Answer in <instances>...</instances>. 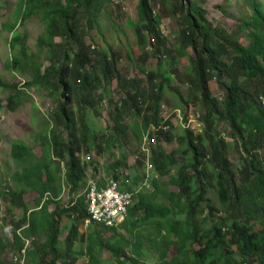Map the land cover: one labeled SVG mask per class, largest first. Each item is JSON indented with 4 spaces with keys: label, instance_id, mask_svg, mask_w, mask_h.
Listing matches in <instances>:
<instances>
[{
    "label": "trees",
    "instance_id": "trees-1",
    "mask_svg": "<svg viewBox=\"0 0 264 264\" xmlns=\"http://www.w3.org/2000/svg\"><path fill=\"white\" fill-rule=\"evenodd\" d=\"M152 1L156 0H139V21L135 25L136 33L144 42L143 36L147 32L157 45L161 46L163 39L160 31L161 19L154 13ZM165 1L171 3V16L182 22L179 30L181 42L184 46L194 50L189 71L193 75L190 85L195 92L200 94V102L205 110V113L201 115L202 120L204 119L205 131L199 134L198 138L200 142H209L210 159L214 168L220 169L221 173L216 177L206 167L203 160L207 158V154L196 147V139L188 130H185L184 135L178 138V141L181 144L186 143L182 154L185 156L190 152L191 160L180 165L176 176L172 178V181L180 187L179 195L170 194L174 206L179 209L175 219L168 218L171 206L141 198L129 209L125 220L119 223L130 232L136 230V233L140 234L139 238L133 242L132 253L128 254L121 250L123 245L129 244V240L123 237V234L114 232L113 235H121V237L112 242L113 235L109 239H103L100 235L101 230H95L96 235L90 234L88 237L91 261L93 264H100L96 259L97 253L108 250L113 264H141L143 255L141 241L146 239L152 242L153 246L159 243L152 233L145 238L141 235L150 220L156 218L166 219V226H156L157 234L162 237L167 246L175 249V254L169 259V247L164 248L166 246L160 245V264H254L255 262L264 264V106L260 102V97L264 96V5L258 0H247L255 12H252L249 18L244 19L240 26V28L249 29L245 30V37L248 40L245 44L233 34L227 33L222 27L218 25L213 27L206 18L205 10L201 7L204 0L198 5L192 3L191 0H176L175 4L171 0ZM108 2L109 0H23V7L26 8L23 12L24 18L34 13H44L49 39L42 36L40 45H45L46 41H50L51 45V52L48 54L51 65L42 72L40 64L34 63V77L26 85L45 86L50 91L51 97L59 88L63 90L62 95L65 96V99L60 102V109L54 119L58 127L52 130L53 147H51L48 133L40 135L47 148L44 157L40 158L35 155L23 141H12L10 144L11 156L17 162L28 164L23 172H16L13 175L14 180L26 185L24 191L29 187L37 189L40 195L36 203L41 205L43 201V206L40 208L43 213L35 209L36 211L32 210L29 214L28 208H25L21 220L14 222L16 229L13 244L23 249L25 246L23 237H31L33 234L42 232L48 234L47 243H36L35 249L29 250L30 254L36 256L43 255L41 252H44V255H51V260H45V264H58L60 260H63L62 264L77 263L80 252L75 248V244L81 242L78 239V226L83 224L90 215L85 197H78L66 207L60 205L58 197L64 191V179L66 185L71 188L72 194L74 191L80 193L85 183L86 168L93 165L95 172L100 169V162L97 160L84 163L77 155L82 147L79 145L75 147V141L83 140V145L89 152H93L96 148L100 149V147L90 140V130L85 117L82 118L85 135L74 141L77 134L75 129L77 121L70 105L73 104L72 97L74 98V93H76L79 95L78 102L84 103L83 108L87 110L97 108L100 104L98 101H101L98 92L104 81H111L113 75L119 78L117 58L101 57L105 53L100 54V58H93L91 55L93 51L85 43V33L88 30V27L83 25L85 18L87 20V17H90L89 21H92ZM82 9L85 13L81 12ZM96 24L97 21H94L90 25L95 26ZM15 25L10 27L14 33L11 40L12 49L16 48L22 37L19 32L15 31ZM82 27L84 30L81 29ZM56 36L64 38L65 45L76 44L77 52L71 48L64 50V46L53 45V39ZM21 51L23 55L29 56L27 46L23 45ZM166 52L172 54L170 51ZM183 52L178 49L173 59L182 56ZM72 59L74 63L70 64ZM21 63L22 60L15 53L8 67L18 69ZM89 65H91L90 69L87 68ZM222 75L228 77L229 82L225 80L222 82ZM53 77L58 79L53 81ZM213 80H216L223 90L222 101L213 99L210 87V82ZM1 83L3 81L0 80ZM3 84L10 85L8 82ZM130 85L136 87V82L130 81ZM143 93L144 91L127 92L126 99L116 105L115 115H110L114 122L112 130L116 135L109 136L111 144L108 149L112 152L120 148L115 144L116 138H128V127L124 123V118L131 108H134L136 115L141 113V102L139 101H142ZM21 96L20 90L9 94L8 107L16 109L22 104L19 100ZM149 98L152 100V105L148 109L153 111V115L147 117L141 127L137 125L133 129V135L140 137L137 139L139 143L143 141L141 138L151 124L158 127L162 121L159 115L162 87L158 93L150 94ZM222 119L232 127L236 141L235 147L242 149L245 154L242 156L245 162L238 172L234 170V164L229 160L231 143H228L227 139L220 138L221 133L217 129V121ZM62 127H65L72 138L69 143L61 140ZM157 134L159 146L156 150L153 149V153L158 154L155 157L156 168L161 175H166L170 168L178 163V159L173 153L167 152L160 143L162 136H165L166 141H170L171 136L164 135L162 131H158ZM149 141H151L150 138ZM64 147L68 150H64ZM56 157L61 160L67 159L65 176L61 174L62 166L55 171H52L49 166ZM239 173L241 182L238 184L235 178ZM214 177L217 178V196L221 206L224 207L225 217L205 229L204 226L209 219L205 216L198 220L203 211L200 205L205 202V187ZM47 194L49 197L45 200ZM22 198L23 193L14 196L12 202L15 201V203L13 204L24 208L27 204H24ZM184 198L188 199L186 209L181 206ZM53 203L57 205L54 210H50L49 205ZM205 203V207L211 213L210 202ZM141 210H144L143 215L139 214ZM181 212L186 213L184 220L177 218ZM66 214L74 216V225L72 224L67 234L66 249H60L61 222ZM251 220H258L259 228L250 224ZM100 223L103 228L118 230V226L113 224L104 226L108 224L102 220ZM19 229H22V234ZM199 244L203 247L195 250L193 246ZM226 244L228 247H236L233 255L232 251L226 248ZM6 249L7 245L0 243V254L5 253ZM4 264H17V262H4Z\"/></svg>",
    "mask_w": 264,
    "mask_h": 264
},
{
    "label": "rangeland",
    "instance_id": "rangeland-1",
    "mask_svg": "<svg viewBox=\"0 0 264 264\" xmlns=\"http://www.w3.org/2000/svg\"><path fill=\"white\" fill-rule=\"evenodd\" d=\"M174 4L176 0H171ZM192 3L198 5L202 0H191ZM264 5V0H258ZM152 8L154 13L160 17V31L162 32V44L161 46L153 40L152 36L144 33V42L137 36L136 23L139 21V0H109L108 4L100 11L99 15L92 21H89L90 17L85 18L84 24L88 27L85 33V43L93 51L91 53L93 58L108 57L110 59L117 58L116 66L118 68L119 78L116 75L112 76L111 81H104L99 89L98 95L101 96L100 104L95 109H85L82 106L84 103H79V95L74 93L72 97L73 104L70 106L73 114H75L77 124L75 129L77 134L74 138L80 139L85 135V129L83 126L82 118L85 117L86 123L90 130L91 141L96 143L99 148H96L93 152L86 150L83 145V140L75 141V147H82L77 152L84 163L91 160H97L100 162V172L96 174L93 169V165L86 168L85 183L82 186L81 192L74 191L72 194L71 188L66 185L65 179L63 181V192L59 195V203L62 207L70 205L72 201H76L78 197L86 196V189L94 187V194H100L94 185H90L92 180H100V183L110 178L114 171L121 174V166L126 167L127 164L133 162L136 159L135 164L130 167V172L138 181V184L142 186L141 192L144 197L162 203L171 205L172 201L168 196L163 193L176 192L179 190L177 184L172 181V178L176 176L178 168L186 161L191 160V153L189 152L185 156L182 154V150L186 147V143L181 144L177 139L182 137L185 133V129L179 125L181 117L172 116L176 108L177 113L181 112L182 117H185L186 122H190V126L185 127L189 130L192 136L196 139V147L203 153L207 154V158L203 160L206 167L213 170V173L217 177L221 173L220 169L214 168L213 162L210 159V145L206 141H199L198 134L200 133V115L205 113L204 107L200 102V94L195 92L190 85V80L193 75L189 72L192 65V58L194 57V50L184 46L180 39V28L182 22L174 19L171 16L172 8L171 3L165 0L152 1ZM201 7L205 10V15L208 21L214 26H220L226 30L227 33L236 36L240 42L245 44L248 40L245 37V30L249 29L240 28L244 19L249 18L252 12H255L250 3L247 0H204ZM25 8V6H24ZM23 0H0V80L8 82L10 85L0 84V243L6 244L7 249L5 253L0 254V264L17 262V264H43L42 255L37 257L27 254L25 259L24 251H21L13 242L15 241L14 232L16 226L13 225L15 221L21 220L24 216L23 210L28 208V213L35 207V200L40 195L37 189L30 188L24 191L25 184L15 181L13 175L16 172H23L28 164L17 162L11 156V142L23 141L27 147L32 149V152L38 157H44L47 148L46 143L43 142L40 135L48 133V137L53 147V140L51 138L53 128L58 127L54 119L59 111L61 100L65 99L63 96V90L57 88V92L51 97L50 91L45 86L32 84L26 85L28 81H32L34 77L33 66L34 63H39L41 71L44 72L46 68L51 65L48 60V54L51 52L50 41H46L45 45H40V39L42 36L49 39L47 36V22L43 12L34 13L32 16L23 17ZM84 12V9L81 10ZM97 21L95 26L90 24ZM134 23L131 25L130 23ZM15 25V31L19 32L22 37L17 43L16 48L12 49L11 40L13 37L11 25ZM84 30V28H81ZM66 40L60 36H56L53 39V45L64 46V50L71 48L77 52V45L68 43L65 45ZM23 45L27 46L29 56L23 55L21 49ZM50 48V49H49ZM159 49H161L159 51ZM180 49L183 55L177 59H173V56L177 54V50ZM170 51L172 54L166 52ZM15 53L22 60L18 69L8 67V63L13 60ZM146 54V55H145ZM73 56V55H72ZM74 63V60H70V64ZM77 69V67H75ZM87 68H91L89 65ZM84 70V69H83ZM50 78V76H49ZM58 78L53 77V81ZM222 82L225 80L229 82L228 77L222 75ZM130 81L136 82V87L130 85ZM15 85V86H12ZM17 86V88H16ZM160 87H162L161 98V114L164 119H171V140L164 142L163 146L168 152L173 153L178 163L171 167L168 174L161 175L156 168L155 157L158 154L153 153V149L158 148L159 143L152 147L150 155H146L141 150L143 147L142 141L139 143L137 139L140 137L133 135V129L138 125L142 126L145 123L147 117L153 115V111L148 109L152 105V100L149 98L150 94L158 93ZM210 87L215 100H223V90L216 80L210 82ZM17 90L22 92L21 98H19L22 104L18 105L15 109L8 107V95L14 94ZM143 92V98L141 102V113L136 115L134 108L129 110L124 118V123L128 127V138L119 137L116 138V145L120 148L114 152L108 149L111 144L109 136H116L112 130L114 122L110 115H115L116 105H119L122 100L126 99V93ZM67 101V99H66ZM175 109V110H174ZM83 112L85 115L83 116ZM176 113V114H177ZM200 114V115H199ZM175 120V125L172 123ZM221 125L220 138L227 139L230 146V158L235 164V170L241 169L244 164L245 156L242 149L235 147L236 141L233 136V130L228 122L224 121ZM179 126V127H178ZM150 127V128H149ZM150 130L152 126H149ZM63 133L61 140L69 141L70 134L65 130V127L61 128ZM148 130V131H149ZM59 128L57 129V132ZM146 131L144 134L146 135ZM143 134V137L145 136ZM153 137V133H151ZM96 137V138H95ZM143 137L141 138L143 140ZM165 136L160 138L163 139ZM146 141V138L144 139ZM161 143V142H160ZM162 145V143H161ZM69 147V146H68ZM64 150H68L64 147ZM51 155V154H50ZM55 155V154H54ZM149 159L153 167H148L149 160L145 162V159ZM66 159V158H65ZM67 159L61 160L59 157L54 158L50 168L52 171L59 169L62 166L63 170L61 174L65 176ZM214 168V169H213ZM216 177L209 180L208 189L206 190V200L210 202L212 212L210 213L207 207L202 206L203 211L201 217L207 216L209 221L205 224L204 228L207 229L210 226L216 224L220 218L225 217L223 209L220 205V201L216 194ZM46 178V177H45ZM156 180L158 188L154 183ZM131 179L129 183L133 182ZM236 182H240L239 177L235 178ZM56 184V183H55ZM263 192V191H261ZM19 193H23L22 201L28 205L17 206L15 201L12 202L14 196ZM156 193V195H155ZM12 194V196H11ZM152 194V195H151ZM148 195V197H147ZM89 196L93 197L91 192ZM49 197V194L45 196ZM118 202V201H117ZM183 201V205L185 204ZM56 203L51 204V208L56 207ZM178 208L173 209L171 212V218L173 214L178 212ZM40 213H43L40 209ZM139 214H144V210H141ZM116 220H121V215L116 213ZM186 216L185 212L179 213L177 218L184 220ZM66 222L62 224L63 232L61 235V246L66 248V236L69 234V230L73 224V218L69 214L64 215ZM124 216H122V221ZM152 219L148 226H145V230L142 231L143 237H147L149 233H152L155 239L159 243L154 246L152 242L143 239L141 244L143 246V255L141 256V264H160V251L159 246H166L162 237L157 234V227H164L167 222L164 219ZM27 224V223H26ZM109 226L111 223H107ZM250 224H254L255 228H259L258 220H251ZM74 225V224H73ZM118 230L102 227L98 224H79L78 239L81 242L75 244V248L79 250V260L76 264H93L90 260V247L89 240L90 234L96 235L95 230H101L100 235L103 239H109L114 232L123 234L129 240V244L123 245L121 250L126 251L128 254L132 253V245L139 238L140 234L130 232L129 229L120 226ZM22 234V230L19 231ZM84 236V237H83ZM121 235H113L111 237L112 242L120 238ZM48 240V235L42 232L41 234H33L31 237H23L25 246H29L32 249L36 243L42 244ZM203 247L202 244L194 245L195 250ZM226 248L228 246L226 244ZM235 248V247H234ZM163 249V248H162ZM231 250V249H230ZM232 255L236 251L231 250ZM175 254V249L169 247V259ZM97 258L100 264H113V259L108 250H102L97 253ZM58 264H62L59 261Z\"/></svg>",
    "mask_w": 264,
    "mask_h": 264
},
{
    "label": "clouds",
    "instance_id": "clouds-1",
    "mask_svg": "<svg viewBox=\"0 0 264 264\" xmlns=\"http://www.w3.org/2000/svg\"><path fill=\"white\" fill-rule=\"evenodd\" d=\"M24 8V7H23ZM25 9L26 8H24V11H25ZM3 83H6V82H3ZM3 83H1L2 85H4ZM16 88H17V86H16ZM46 88V87H45ZM47 89V88H46ZM1 100V99H0ZM222 101V100H221ZM260 102L263 104V106H264V96H262V97H260ZM175 110V109H174ZM177 110H180V109H178V108H176V110L174 111V113L172 114V116L173 115H175V118L176 117H181V120H180V122H177V124L176 125H179V126H181L182 128H184L185 130H188L186 127H185V125L187 126V127H189L190 126V122H186L185 121V117H182V115H181V112H179V113H177ZM181 111V110H180ZM177 113V114H176ZM160 114H161V105H160ZM159 114V115H160ZM200 115V114H199ZM160 118L162 119V121H160V124L158 125V127H156L155 125H152V128L147 132V134L143 137V141H142V146L141 147H143V149L141 150V152H144V154H146V155H150V153H151V149H152V147H154L156 144H157V142H158V139H157V133H158V131H162L163 132V134L165 135V134H169L170 136H171V133H170V130H171V123H170V121H172V118L171 119H164L163 117H162V115H160ZM204 120V119H203ZM203 120H202V116L200 115V124H201V126H200V133L199 134H201V133H203L204 131H205V124H204V122H203ZM224 121H226V120H224V119H222V120H218L217 121V129H218V132H220L221 133V125H220V123H222V122H224ZM227 122V121H226ZM172 125H174V126H176L175 125V120H174V122L172 123ZM178 126V127H179ZM189 131V130H188ZM151 133H153V137H151ZM198 134V135H199ZM197 135V136H198ZM221 136V135H220ZM146 138V141L144 140ZM149 138L150 139H153L154 140V142H152V141H149ZM178 140V139H177ZM164 142H169V141H166L165 140V138H163V139H161V143H162V146H163V144H164ZM207 143H209V142H207ZM210 145V144H209ZM150 147H151V149H150ZM164 147V146H163ZM210 149H211V146H210ZM167 151V150H166ZM168 152V151H167ZM139 158V155H138V157L136 158V159H138ZM210 158H211V152H210ZM136 159L133 161V162H131L130 164H128V163H126V162H124V164H127V166L126 167H124V166H121L120 168H121V172L123 171H127V172H129V173H131L130 172V167H132L134 164H135V162H136ZM149 159H145V162H147ZM229 160L230 161H232L231 160V158L229 157ZM17 161V160H16ZM232 163L234 164V162L232 161ZM148 167H150V168H152L153 167V164L152 163H150V160H149V163H148ZM214 169V168H213ZM234 170H235V164H234ZM236 171V170H235ZM95 172V171H94ZM99 172H100V169L98 170V172H95L96 174H99ZM212 172H213V170H212ZM237 172H238V170H237ZM114 174H115V176H114ZM237 177H239L240 179H241V176H240V173L238 174V176H236V178ZM131 179H133L134 181L133 182H131V183H129L130 182V180L129 181H127L128 180V177H127V174L125 173V176L124 177H122V176H120V174H118L116 171H114L113 172V174H112V176L110 177V178H108L106 181H104V182H102V183H100V180L98 181V180H92V182H90V185H94L96 188H97V190L98 191H101L102 189H104V188H107L108 186H110L114 181H116L117 183H118V185H119V188H120V190L122 191V192H124V193H126V194H128V200H129V202H127V205H126V211H125V215H124V220H125V218L127 217V215H128V213H129V209H131V207H133V205H134V203L136 202V201H139L141 198H145V199H151V197H148V195H147V197L148 198H146V197H144V195H143V192H141V190H142V186L141 185H139L138 184V181L135 179V178H131ZM241 182V181H240ZM239 182V183H240ZM155 184H156V186H157V188H158V184H157V182L155 181L154 182ZM238 183V182H237ZM238 183V184H239ZM209 184V183H208ZM208 184H207V186L205 187L206 188V190L208 189ZM215 185H216V183H215ZM179 187V186H178ZM94 188V187H93ZM92 188V186H90V188H88V189H86V196H85V200H86V203L88 204V210H89V213H90V215H89V217L86 219V221L85 222H87V224H94V223H96V224H98V225H100V226H102V224L100 223V220H98V219H96V218H94L93 217V214H92V212H90V196H89V194L91 193V190L93 189ZM171 193H176V194H180V187H179V190L178 191H176V192H174V191H172V192H169V193H163V194H165V196H168L169 198H170V200L172 201V204L171 205H167V206H171V212L173 211V209H175V208H178V207H175L174 206V201H173V199H172V197H171ZM216 194H217V191H216ZM152 195V194H151ZM155 195H156V193H155ZM39 197V196H38ZM37 197V198H38ZM48 199V197H46L45 198V200H47ZM219 199V198H218ZM151 200H153V199H151ZM186 201L185 202V204L183 205L182 203H183V201ZM204 200H205V202L207 201L206 200V194H205V197H204ZM154 202H157V201H155V200H153ZM183 201H182V203H181V206L182 207H184L185 209L187 208V202H188V199L187 198H184L183 199ZM220 201V200H219ZM204 202V204H201L200 205V207H202V206H206V203ZM36 205H35V207L32 209V210H39L42 206H43V201H42V204L41 205H39L38 203H36V200H35V202H34ZM157 203H159V202H157ZM209 203V201H207V204ZM26 204H27V202H26ZM160 204H162V203H160ZM28 205V204H27ZM166 205V204H165ZM221 205V204H220ZM222 207V209H224V207L223 206H221ZM49 208H50V210H51V204L49 205ZM55 209V208H54ZM53 209V210H54ZM31 210V211H32ZM35 210V211H36ZM30 211V212H31ZM179 211V210H178ZM30 214V213H29ZM171 216V213H170V215L168 216V218L169 219H175V216H176V213H174L173 214V218H171L170 217ZM74 216L72 215V218H73ZM153 219H155V218H153ZM123 220V221H124ZM152 220V219H151ZM150 220V221H151ZM160 219H158L157 221H159ZM164 220H166V219H164ZM84 222V223H85ZM122 222V219L120 220V221H114L113 223H111V224H109V226H111L112 224L113 225H116V224H119V223H121ZM167 222V221H166ZM83 223V224H84ZM61 228H62V232H63V227H62V224H61ZM48 235V234H47ZM61 235H62V233H61ZM67 237V236H66ZM48 241V240H47ZM47 241L46 242H43L42 244H45V243H47ZM228 246V245H227ZM59 247H60V249H64V248H62V246H61V239H60V242H59ZM235 246H231V247H228V249H231V250H236V247L234 248ZM34 248H32V250H33ZM66 249V248H65ZM29 250H31V249H29V246L27 247V246H24L23 247V249H21V251H24V256H25V259H26V257H27V254L29 253V255L31 256L32 254H30V251ZM43 255V258H45V259H43L42 258V262H43V264H45V260H51V258H52V256L51 255H44V252H41ZM40 255V254H39ZM33 256H35V257H37L36 255H33ZM79 258V257H78ZM79 260V259H78ZM78 260H77V262H78ZM90 260H91V258H90ZM60 261H62V263H63V260H60ZM254 264H258V262H255Z\"/></svg>",
    "mask_w": 264,
    "mask_h": 264
},
{
    "label": "built area",
    "instance_id": "built-area-1",
    "mask_svg": "<svg viewBox=\"0 0 264 264\" xmlns=\"http://www.w3.org/2000/svg\"><path fill=\"white\" fill-rule=\"evenodd\" d=\"M151 141L154 142L153 139ZM93 189L91 190L93 197H90V212L93 217L106 223H113L116 221L115 214L118 213L122 219L129 196L120 190L118 183L114 181L110 186L99 191L100 194H94Z\"/></svg>",
    "mask_w": 264,
    "mask_h": 264
},
{
    "label": "crops",
    "instance_id": "crops-1",
    "mask_svg": "<svg viewBox=\"0 0 264 264\" xmlns=\"http://www.w3.org/2000/svg\"><path fill=\"white\" fill-rule=\"evenodd\" d=\"M150 126H152V124H151ZM149 128H150V127H149ZM125 173L127 174V177H128V180H127V181L131 180V178L133 177V175H132L131 173L127 172L126 170H125L124 172L122 171L121 174H120V176L124 177V176H125ZM53 209H54V208H51V210H53ZM65 222H66V219L63 218L61 224H64ZM20 230H22V229H19V231H20Z\"/></svg>",
    "mask_w": 264,
    "mask_h": 264
}]
</instances>
